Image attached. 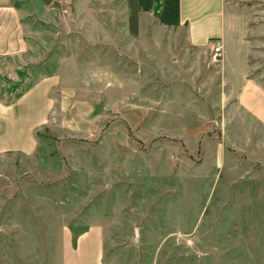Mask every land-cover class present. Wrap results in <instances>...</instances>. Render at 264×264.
<instances>
[{
  "label": "rangeland",
  "instance_id": "obj_1",
  "mask_svg": "<svg viewBox=\"0 0 264 264\" xmlns=\"http://www.w3.org/2000/svg\"><path fill=\"white\" fill-rule=\"evenodd\" d=\"M15 3L29 52L0 58V100L55 74L72 100L37 156L0 158V264H55L91 225L104 264H264V128L205 90L218 61L134 0Z\"/></svg>",
  "mask_w": 264,
  "mask_h": 264
},
{
  "label": "crops",
  "instance_id": "obj_2",
  "mask_svg": "<svg viewBox=\"0 0 264 264\" xmlns=\"http://www.w3.org/2000/svg\"><path fill=\"white\" fill-rule=\"evenodd\" d=\"M65 1L72 0H37V3L48 13L66 10ZM134 2L139 16H151L162 29L184 32L191 49L202 50L212 57L211 43L220 42L222 54L218 62H212L214 70L206 80L205 90L216 84L224 104L235 105L264 128V21L257 18L256 7L227 4V0ZM128 37L137 39L134 35ZM28 52V28L21 7L15 0H0V58L22 57ZM62 89V77L55 74L35 83L12 103L0 100L1 159L37 156L40 131L55 128L58 123L62 125L63 106L72 100L71 95L59 94ZM62 234L66 237L55 264H104V232L100 225L89 226L76 239L71 230L66 233L64 228Z\"/></svg>",
  "mask_w": 264,
  "mask_h": 264
},
{
  "label": "built area",
  "instance_id": "obj_3",
  "mask_svg": "<svg viewBox=\"0 0 264 264\" xmlns=\"http://www.w3.org/2000/svg\"><path fill=\"white\" fill-rule=\"evenodd\" d=\"M211 51H212L213 61H218L222 54V46L220 42L216 41L211 43Z\"/></svg>",
  "mask_w": 264,
  "mask_h": 264
}]
</instances>
